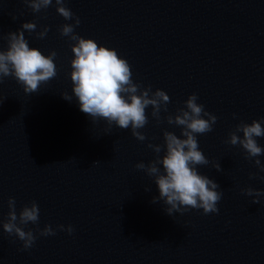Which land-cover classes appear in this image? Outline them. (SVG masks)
<instances>
[{
  "label": "clouds",
  "instance_id": "clouds-1",
  "mask_svg": "<svg viewBox=\"0 0 264 264\" xmlns=\"http://www.w3.org/2000/svg\"><path fill=\"white\" fill-rule=\"evenodd\" d=\"M33 13L46 10L53 4V0H23ZM66 0H55L57 13L66 21L74 20V24H64L60 28V35L75 41L71 51L74 59L71 61L72 93L77 98L80 111L90 116L93 122L105 120L109 129L113 125L119 129L131 128L132 135L140 142L147 137L139 130L148 124L146 109L151 107V116L159 123L161 111L167 112L170 97L165 91L157 89L152 91L151 86L144 88L132 79V70L126 59L121 58L117 51L99 46L93 39H85L75 33L80 25L79 17L65 6ZM16 18L13 17V20ZM37 25L34 22L24 23L14 33L7 36L8 48L0 51V83L6 77H13L23 87L26 94L36 93L42 84H47L57 75L54 63L57 53L50 52L45 56L36 48H30L25 39L24 31L33 33ZM49 31L44 27L37 33V39H44ZM62 98L71 102L72 96L62 94ZM198 96L194 93L185 101V108L179 109L175 117L168 116L167 123L182 129L178 137L173 132L163 133V145L148 144L156 153L157 158L147 166L138 163L136 168L144 170L148 176L155 178L159 196L153 198V203L163 201L166 214L172 216L174 212L183 214L190 209H202L204 215L219 212L217 204L222 198L218 191L219 185L197 171L196 166H206L210 162L203 152L199 150L198 135L213 131L217 117L205 111L204 105L197 103ZM186 109V110H185ZM204 117H207L205 119ZM234 118L235 115H234ZM264 120L253 121L251 124L240 123L229 134L226 143L237 146L246 153L245 159L253 160L264 154L257 138L264 137ZM238 133H242V138ZM164 150L161 158L160 153ZM255 166L264 172V165L260 159H254ZM162 166V170L161 167ZM213 167L217 172L222 171L219 164ZM256 178L250 176V179ZM264 180V177H259ZM145 191H150L146 188ZM244 195L256 197L252 202L259 203V197L264 195L261 191L247 188L242 190ZM7 222L3 223V231L9 236H15L23 242L21 251H26L34 245L37 236L33 231H25L24 226L29 223L37 225L40 209L33 201L31 206L25 205L17 215L16 201L8 200ZM60 231H67L71 235L74 231L69 225L65 228L58 226ZM56 235V231L46 225L39 231V236L48 237Z\"/></svg>",
  "mask_w": 264,
  "mask_h": 264
}]
</instances>
